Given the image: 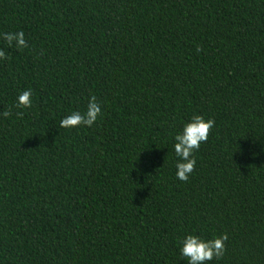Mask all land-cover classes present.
<instances>
[{
  "label": "trees",
  "instance_id": "1",
  "mask_svg": "<svg viewBox=\"0 0 264 264\" xmlns=\"http://www.w3.org/2000/svg\"><path fill=\"white\" fill-rule=\"evenodd\" d=\"M0 264H264V0H0ZM31 90V107L15 106ZM95 96L91 127H59ZM17 113H20L17 115ZM214 120L188 180L174 135Z\"/></svg>",
  "mask_w": 264,
  "mask_h": 264
},
{
  "label": "clouds",
  "instance_id": "2",
  "mask_svg": "<svg viewBox=\"0 0 264 264\" xmlns=\"http://www.w3.org/2000/svg\"><path fill=\"white\" fill-rule=\"evenodd\" d=\"M6 43L11 47L22 49L26 46L24 33L16 31L14 33L0 34ZM5 58V54L0 50V59ZM15 106L20 109L31 107L32 95L31 90L20 92L15 100ZM101 113V106L97 102L95 96H90L86 105V109L81 111H73L69 115L64 116L59 121V127L64 129H72L77 126L91 127ZM20 113H17L19 115ZM8 117L10 112L5 111L2 114ZM214 120L205 119L199 114L192 115L188 121L184 122L179 131L173 138L172 151L175 156V176L180 181H187L196 164L193 153L199 149L200 144L207 141L209 130L214 126ZM225 235L213 236L212 239H204L195 233L184 235L178 242V254L186 264H206L214 258L219 259L224 253Z\"/></svg>",
  "mask_w": 264,
  "mask_h": 264
}]
</instances>
